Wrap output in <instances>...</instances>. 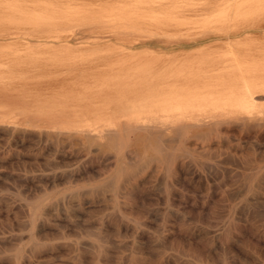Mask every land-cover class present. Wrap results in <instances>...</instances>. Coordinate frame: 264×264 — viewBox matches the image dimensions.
Here are the masks:
<instances>
[{"label":"rangeland","instance_id":"374dc122","mask_svg":"<svg viewBox=\"0 0 264 264\" xmlns=\"http://www.w3.org/2000/svg\"><path fill=\"white\" fill-rule=\"evenodd\" d=\"M176 1L0 0V264H264V124L169 141V159L129 130L178 92L169 58L237 42L264 66V0L224 29L215 4Z\"/></svg>","mask_w":264,"mask_h":264},{"label":"bare ground","instance_id":"6f19581e","mask_svg":"<svg viewBox=\"0 0 264 264\" xmlns=\"http://www.w3.org/2000/svg\"><path fill=\"white\" fill-rule=\"evenodd\" d=\"M159 1L160 0H154V2H159ZM247 1H245V0H235V1L234 0H215V3H209V2H202L201 0H199V1L198 0L197 1L183 0V1H180V3L178 1H176V4L174 6L175 7H181V8L185 7V8H189V9L190 8L194 9L195 7L199 8V6L200 7L212 6L213 4H215V10H216L215 11V18L211 19V20L216 22L215 27H219V28L222 27L224 29L226 27L225 22L227 20H230L232 16H235L237 14L236 11L238 9H241V8L247 6ZM156 4H160V3H156ZM194 12H197V11H194ZM201 14H204V13L198 12V13H195L194 15L199 16ZM258 28H259L258 25H254L251 27H249V26L243 27V28H240L239 30L238 29L226 30V31H223L221 33L216 34V36L229 38L233 34H238L240 32H246L248 30H253V29L255 30ZM54 38H55V36H54ZM69 45H70V43H69ZM216 47L217 48H213V49H209V48L200 49L195 54L191 53V54H187L183 57H176L175 56L173 58H169L170 66L173 67V69L175 71H177V72L174 71V73H173L175 81L173 83H171L172 84L171 86L177 88L178 92H176L174 94L170 93L167 97L164 96L162 98L155 99V102L150 104V106H152V107H149L147 109V111L142 113V114L138 113L136 115V121L134 120L135 123L128 126L129 130L132 131L136 135V137H137L136 139H138V141H140V142H144L146 140L149 141V143L152 144V146H154V148L157 151L161 152L163 159L164 158L169 159V158H171L175 155L177 156L179 154V151L177 152L178 154H176L174 146L172 145L171 142H174L175 140H179V139L181 140L182 137H184V139L189 138V137H194V138L200 139V137H204V138L210 139V140L216 137V140L218 139V141H219L220 138L222 137V135L227 134L228 132H231V134H232V132H235V130L237 128H240L244 132H247L249 129H251L253 127L263 126V124H264V122L262 123V120L264 119V117L258 116L259 114H254V111H256L258 109L256 107L259 106L260 104L262 106V103H259L260 102L259 100L264 98V96L263 97H261V96L255 97L254 96V94L257 92V90H263L264 91V66H261V68H257V67L252 65V62L250 61L251 49L248 46H245V45L242 46V44H239L237 42L236 43L227 42L225 44H221V45H218ZM215 53H218V54L221 53L223 56H226V57H225V59L219 60V61H215V60L211 59V61L209 62L208 65H202L201 59L207 58L208 55L213 56V55H215ZM227 58H229V59H227ZM224 78L228 79V83L226 81H224ZM221 79H223V80H221ZM257 101H259V102H257ZM263 107H264V105H263ZM255 108H256V110H255ZM259 109H261V107ZM260 111H262V110H260ZM258 112H259V110H258ZM258 112H256V113H258ZM262 114L264 115V112H262ZM240 129H238V130L240 131ZM166 130H170V131H168L166 133ZM111 131H112V129H108V128L105 129L104 133H100V137L102 136V138H105L103 136L106 134L108 136V137L106 136L107 139L109 138L110 139L109 141H111V139H113V137H115V135H116V134H113L116 130L114 132H111ZM56 132H57V130H56ZM92 132L90 131V134ZM263 132H264V130H263ZM62 133H59V134H62ZM87 133H89V131ZM94 133L96 134V132H94ZM98 133H99V130H98ZM169 133L171 135L166 136ZM164 134H166V135H164ZM83 135L85 137V133H83ZM83 135L80 137H83ZM89 135L86 138H88ZM4 136H6V135H4ZM68 136H69V134H68ZM70 136H72V135H70ZM97 136H98V134L96 135V137ZM134 137L135 136H133V138ZM169 137L171 139H168L167 143H166L165 138H169ZM262 137H263V135H262ZM66 138H68V137H66ZM89 138L87 139V141L89 140ZM115 138L113 140H116ZM245 138L247 139V137H245ZM62 139L66 140L64 137L63 138L61 137L60 143H62ZM74 139H76V138H74ZM78 139H76V140H78ZM68 140H69V138L67 139V141ZM79 140L82 143L84 138H83V140L82 139H79ZM72 141H73V139H72ZM112 141H111V145H112V143H114ZM169 141H171V142H169ZM235 141H237V140H235ZM175 142H177V141H175ZM84 143H86V142H84ZM135 144H137L136 141H135ZM103 145H106V144H103ZM113 145H115V144H113ZM63 146H64V144H63ZM140 146H142V145H140ZM222 146H223V144H222ZM106 147H108V145H106ZM143 147H146V146H143ZM204 147L205 146H203V148ZM75 148L76 147H74V150H75ZM256 148H258V147H256ZM94 151H97V150H94ZM99 153L102 154V152H99ZM144 153H145V151H144ZM183 154H185V153H183ZM204 154L207 155L208 153H204ZM144 156L146 158V154ZM144 156H143V159H145ZM217 156L218 155H216V157ZM214 157L212 156V158H214ZM154 158H156V155L154 156ZM130 159H131V157H130ZM131 160L134 161L133 159H131ZM246 161H248V160H246ZM201 162H203V161H201ZM259 162H261V161H259ZM228 163L229 162H227L226 165H228ZM130 164H128V165L130 166ZM216 164H219V163L216 161ZM223 164L224 163H222L221 165H223ZM133 165L134 164L132 163L131 166H133ZM207 165H211V164H207ZM221 165L219 164L218 167L219 166L222 167ZM203 166H204V164H203ZM211 166H213V165H211ZM126 168H128V167H126ZM134 169H135V167L131 169V172H134L135 171ZM244 171H245V169H244ZM127 172H130V171H127ZM131 174L132 173H130L129 176ZM245 178H246V175H245ZM243 180H244V178H243ZM31 215H32V211H31ZM258 219H260V221H261V218H258ZM91 232H93V231H91ZM92 234H94V232ZM95 234H97V233H95ZM95 234H94L95 237L98 236ZM221 236H222V234H221ZM101 238L102 237H100V239ZM94 244H95V249H96L95 253L97 255H99L102 252V246L98 241L95 242ZM86 245H87V243L85 244V246ZM87 247H89V246H87ZM91 248H93V247H91ZM102 262L104 263L103 260H102Z\"/></svg>","mask_w":264,"mask_h":264}]
</instances>
